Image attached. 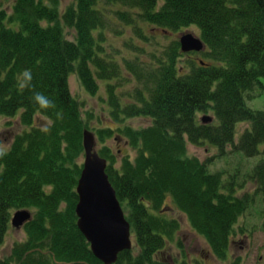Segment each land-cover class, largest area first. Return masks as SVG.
Instances as JSON below:
<instances>
[{"label":"trees","instance_id":"trees-1","mask_svg":"<svg viewBox=\"0 0 264 264\" xmlns=\"http://www.w3.org/2000/svg\"><path fill=\"white\" fill-rule=\"evenodd\" d=\"M3 2L11 13L0 6V118L14 119L17 129L8 140L0 135L9 149L0 159V264H103L77 227L85 129L107 161L134 237L114 264H155L175 243L179 222L166 216L173 211L221 262L229 259L240 217L258 189L264 196V111L246 104L263 89L264 0H73L64 9L60 0ZM123 26L132 36L120 49L108 34ZM190 28L205 48L193 53L197 62L185 60L189 54L181 53L177 39ZM157 38L169 40L162 45ZM26 70L32 80L21 88ZM73 74L91 95L105 84L108 125L91 127V112L83 118L69 88ZM36 93L55 107L41 108ZM207 113L212 121L202 124L197 115ZM135 117L150 123L135 128L127 123ZM48 121L50 130L41 131ZM241 123L248 126L236 141ZM111 139L126 142L134 157L114 152ZM188 143L216 147L217 158L228 146L240 157L261 156L241 176L256 189L242 191L237 167L212 171V159L189 156ZM19 209L33 212L22 227L26 237L2 257L10 216Z\"/></svg>","mask_w":264,"mask_h":264},{"label":"rangeland","instance_id":"rangeland-1","mask_svg":"<svg viewBox=\"0 0 264 264\" xmlns=\"http://www.w3.org/2000/svg\"><path fill=\"white\" fill-rule=\"evenodd\" d=\"M73 2V0H60L61 9H64L69 3ZM48 5L47 2H45ZM3 6L7 12L11 13V7L9 3L3 2L0 0V6ZM6 26L9 28H14V24L8 26V22H6ZM121 31L118 35L114 34L111 37L108 34V40H115V45L122 49V41L128 37H131V33L128 27H124L123 29L118 28ZM145 33L148 34L150 29L148 27L144 28ZM185 32H193L197 36V32L194 28H190V30H183L180 34L177 35V39L182 33ZM173 36H169L171 38ZM71 39V37H70ZM162 45H166L169 39H156ZM136 44L142 45L141 42L134 40ZM159 44V46H162ZM148 51L155 52V45L149 44L145 46ZM200 56V55H199ZM197 55L189 54L185 57V60H188V57L191 58L192 61L197 62ZM183 63V62H181ZM263 84V89H255L251 95L250 99L246 100V104L249 108L253 110H263L264 111V80H261ZM99 90L96 94H90L81 85L75 74L69 77V88L73 97L78 100L80 104V111L83 114V118H87L85 115L86 112H91L92 118L95 119L90 123L91 127L99 128L100 126L104 127L109 124L108 117L110 116L108 107L102 108L103 102H105L106 98V89L105 84L103 82H99ZM128 87V86H126ZM103 110V111H102ZM208 116H213L212 113H207ZM201 114L197 115V119L200 121ZM214 120V119H213ZM100 121V122H99ZM135 128L145 127L149 125L150 120L144 119L143 117H135L129 119L127 122ZM248 124L241 123L237 125L235 132V140L238 141L242 131L246 129ZM17 129V124L14 119H6L0 118V135L8 140L13 132ZM114 142V139L109 140L108 145L112 148L114 152H118L119 155L128 154L131 157H134L133 151L128 147L126 142H122L117 144ZM98 145L96 143V149L98 150ZM218 149L209 144H202L201 146H194L192 144L187 145V152L189 156L197 157L201 161H205L207 159H212L211 165L209 166L210 170L219 171L223 169H227V173H232V170L236 167L239 168V181L238 184H241L243 192H252L256 189L257 185L255 182H251L250 180L242 181V175L249 168H252L261 158V156H255L253 158H245L240 157L239 153H232L231 147L228 146L226 151L222 153L223 157L217 158ZM224 154H226L224 156ZM84 155L80 158L82 162ZM13 213V212H12ZM33 212L31 213V215ZM12 215V214H11ZM166 216L169 218H176L179 222V229L175 234V243H173L168 252L158 253L155 257V264H233L234 260L239 259L237 264H264V232L262 231V225L264 223V196L263 191L258 189L257 195L254 198V203L252 207L247 209L243 215L240 217L238 223L239 228L237 233L232 238V242L230 245V258L221 262L208 248L205 241L195 234V232L191 229L188 220L184 215L179 213L178 211L167 212ZM12 216H10L11 218ZM241 229L243 233L239 231ZM26 235L24 229H14L10 225L9 220V230L5 237L4 243L1 247V256L6 257L10 252V247L14 242L24 241ZM134 237H132L133 246H134ZM180 242V243H178ZM196 242L194 247V253L190 251L191 245ZM136 250V249H135ZM184 252L186 253L184 255ZM186 262V263H185Z\"/></svg>","mask_w":264,"mask_h":264},{"label":"water","instance_id":"water-1","mask_svg":"<svg viewBox=\"0 0 264 264\" xmlns=\"http://www.w3.org/2000/svg\"><path fill=\"white\" fill-rule=\"evenodd\" d=\"M181 53L202 52L200 38L187 32L179 37ZM212 117L201 118L203 124L211 123ZM84 160L77 181V227L90 245L96 259L103 264H114L118 254L131 249L130 224L125 218L116 192L106 173L107 162L96 149L94 134L83 131ZM31 220L27 210L13 213L11 226L20 228Z\"/></svg>","mask_w":264,"mask_h":264},{"label":"clouds","instance_id":"clouds-1","mask_svg":"<svg viewBox=\"0 0 264 264\" xmlns=\"http://www.w3.org/2000/svg\"><path fill=\"white\" fill-rule=\"evenodd\" d=\"M32 80V76L30 71H24L22 73V79L20 81V87L26 88L29 86ZM36 103L43 109L54 108L55 105L52 101H50L45 95L41 93H36L33 97ZM51 121H48L43 127H41V131L48 132L50 130ZM9 149L4 145H0V159H3L8 154Z\"/></svg>","mask_w":264,"mask_h":264},{"label":"bare ground","instance_id":"bare-ground-1","mask_svg":"<svg viewBox=\"0 0 264 264\" xmlns=\"http://www.w3.org/2000/svg\"><path fill=\"white\" fill-rule=\"evenodd\" d=\"M190 33H192V34H194L193 32H190ZM195 35V34H194ZM196 36V35H195ZM202 116H201V118L203 117V116H206V115H204V114H201ZM203 124V123H202ZM19 210H27L30 214L32 213V211L31 210H29V209H19ZM18 211V210H17Z\"/></svg>","mask_w":264,"mask_h":264},{"label":"flooded vegetation","instance_id":"flooded-vegetation-1","mask_svg":"<svg viewBox=\"0 0 264 264\" xmlns=\"http://www.w3.org/2000/svg\"><path fill=\"white\" fill-rule=\"evenodd\" d=\"M196 243L194 242L192 245H191V249L193 250L194 252V247H195ZM173 264V263H172Z\"/></svg>","mask_w":264,"mask_h":264}]
</instances>
